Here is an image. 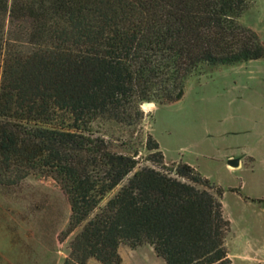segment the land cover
<instances>
[{
	"label": "trees",
	"instance_id": "trees-1",
	"mask_svg": "<svg viewBox=\"0 0 264 264\" xmlns=\"http://www.w3.org/2000/svg\"><path fill=\"white\" fill-rule=\"evenodd\" d=\"M249 4L0 0V183L41 173L61 185L72 211L61 240L83 225L64 264H121L122 243L149 244L166 264H233L221 188L188 163L168 166L152 136L156 167L136 170L91 125H133L144 102L180 101L203 67L264 58L242 22Z\"/></svg>",
	"mask_w": 264,
	"mask_h": 264
},
{
	"label": "rangeland",
	"instance_id": "rangeland-1",
	"mask_svg": "<svg viewBox=\"0 0 264 264\" xmlns=\"http://www.w3.org/2000/svg\"><path fill=\"white\" fill-rule=\"evenodd\" d=\"M249 2L242 22L264 42V0ZM154 103L151 108L142 104L143 118L133 125L100 118L91 130L112 151L135 157L136 170L156 167L148 160L159 158L147 147L149 136L159 143L168 166L192 165L213 183L215 195L217 188L223 190L220 201L231 222L226 246L233 264H264V58L239 66H205L180 101ZM231 156L240 159L239 167L228 164ZM71 213L68 197L51 176L34 173L18 184L0 183V264H64L83 228L61 240ZM126 264L165 263L148 249Z\"/></svg>",
	"mask_w": 264,
	"mask_h": 264
},
{
	"label": "crops",
	"instance_id": "crops-1",
	"mask_svg": "<svg viewBox=\"0 0 264 264\" xmlns=\"http://www.w3.org/2000/svg\"><path fill=\"white\" fill-rule=\"evenodd\" d=\"M232 157H234V156L229 157V159H231ZM148 249H150V253L153 254L154 248L149 244H143V245L133 249L128 244L122 243L119 247V254L122 257V263L121 264H126L130 259H135L137 256H139L143 250L148 251ZM154 253H155V251H154ZM158 258H160V257H158ZM95 263L98 264V262L95 259H90L88 264H95ZM164 263H165V261H164Z\"/></svg>",
	"mask_w": 264,
	"mask_h": 264
},
{
	"label": "water",
	"instance_id": "water-1",
	"mask_svg": "<svg viewBox=\"0 0 264 264\" xmlns=\"http://www.w3.org/2000/svg\"><path fill=\"white\" fill-rule=\"evenodd\" d=\"M156 104L154 102H145L143 104L144 108H151V107H155ZM228 164L232 167H239L240 166V159L239 158H231L228 160Z\"/></svg>",
	"mask_w": 264,
	"mask_h": 264
}]
</instances>
